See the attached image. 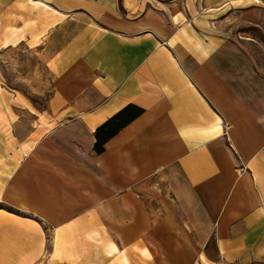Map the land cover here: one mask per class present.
<instances>
[{
  "label": "crops",
  "instance_id": "crops-1",
  "mask_svg": "<svg viewBox=\"0 0 264 264\" xmlns=\"http://www.w3.org/2000/svg\"><path fill=\"white\" fill-rule=\"evenodd\" d=\"M54 10L42 49L54 94L25 141L15 132L13 156L43 178L76 173V213L92 210L124 237L125 261L108 264H264V39L250 34L264 28V0ZM129 104L144 111L96 153V129ZM18 192L5 198L43 214ZM53 203L61 211L46 219L74 213ZM47 252L44 223L0 210V264H72Z\"/></svg>",
  "mask_w": 264,
  "mask_h": 264
},
{
  "label": "rangeland",
  "instance_id": "rangeland-1",
  "mask_svg": "<svg viewBox=\"0 0 264 264\" xmlns=\"http://www.w3.org/2000/svg\"><path fill=\"white\" fill-rule=\"evenodd\" d=\"M55 4H60V0H0V210L22 212L44 223L50 250L46 256L51 254L53 259H65L72 264H108L116 257L124 262V237L109 233L108 220L93 219L92 210L76 213V204L70 203L77 190L76 180L70 176L76 173L53 172L43 178L44 172L39 175L28 169L30 159L27 155L22 154L20 159L13 156V151L19 150V143L14 142L15 132L25 141L37 125L35 119L44 115L46 102L54 94V73L42 49L45 36L62 17V13L54 10ZM235 30H230V35L237 34ZM250 34L263 40L264 28ZM20 147L28 153L27 144ZM9 188H16L43 214L44 211L52 215L59 213L61 201L65 202L63 207L67 206L74 213L59 221L46 219L33 209L24 210L7 200ZM85 191L87 193V189ZM51 201L58 204V209ZM82 206L88 209L92 205L84 203ZM52 207L54 209H49Z\"/></svg>",
  "mask_w": 264,
  "mask_h": 264
},
{
  "label": "trees",
  "instance_id": "trees-1",
  "mask_svg": "<svg viewBox=\"0 0 264 264\" xmlns=\"http://www.w3.org/2000/svg\"><path fill=\"white\" fill-rule=\"evenodd\" d=\"M143 111V108L129 104L100 125L95 131V152L98 154L102 153L105 150L106 142L133 119L141 115Z\"/></svg>",
  "mask_w": 264,
  "mask_h": 264
}]
</instances>
